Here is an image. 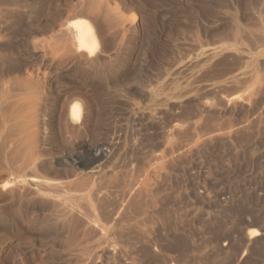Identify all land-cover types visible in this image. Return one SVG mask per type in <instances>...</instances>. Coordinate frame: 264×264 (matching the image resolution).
Returning <instances> with one entry per match:
<instances>
[{"label": "rangeland", "instance_id": "rangeland-1", "mask_svg": "<svg viewBox=\"0 0 264 264\" xmlns=\"http://www.w3.org/2000/svg\"><path fill=\"white\" fill-rule=\"evenodd\" d=\"M0 24L45 82L37 173L67 186L0 213V264H264V0H0Z\"/></svg>", "mask_w": 264, "mask_h": 264}, {"label": "bare ground", "instance_id": "bare-ground-1", "mask_svg": "<svg viewBox=\"0 0 264 264\" xmlns=\"http://www.w3.org/2000/svg\"><path fill=\"white\" fill-rule=\"evenodd\" d=\"M5 11V10H4ZM4 24V23H3ZM82 24V23H81ZM1 25V24H0ZM10 25V24H8ZM75 38L79 44L80 48L90 50L92 53L95 50V42L92 37L91 30L84 27L83 25H75ZM102 30V29H101ZM262 30V29H261ZM7 31V30H6ZM15 32V31H14ZM61 32V31H60ZM64 32V31H63ZM6 36V35H5ZM63 37V36H62ZM247 38V37H246ZM256 39V38H255ZM258 39V38H257ZM247 40V39H246ZM261 40V39H260ZM259 41V40H258ZM263 42V41H262ZM5 48V47H4ZM223 50V49H222ZM7 51H9L7 49ZM4 50L0 48V186L4 193L0 195V213L10 214L13 212L22 201L27 199L31 200L32 207H40L47 199L57 200L62 193L65 192L67 186L65 182H50L40 176L37 172L40 169L38 167V162L41 157L34 155V152L39 148L44 141L42 136V131L45 128V108H46V96L45 95V82L43 77L35 70H33L32 65L17 61L10 57L9 55L3 54ZM225 55V54H224ZM223 55V56H224ZM221 56V55H220ZM100 57V56H99ZM216 55L212 56L210 59H214ZM222 57V56H221ZM226 57V55L224 56ZM97 59V57H96ZM204 59V58H203ZM100 60V59H99ZM200 60V59H199ZM216 60V59H215ZM228 60V59H226ZM197 61V60H196ZM195 61V62H196ZM225 61V60H224ZM29 62V61H28ZM206 62V61H205ZM229 62V61H228ZM204 63V62H203ZM224 63V62H223ZM221 61L219 62L220 64ZM186 64V63H185ZM208 64V63H207ZM217 64V63H216ZM228 64V63H227ZM230 64V63H229ZM201 65V64H200ZM226 65V63H225ZM190 66V64H189ZM188 66V67H189ZM194 66V65H191ZM202 66V65H201ZM230 66V65H229ZM182 67V65H181ZM187 67V68H188ZM185 68V67H184ZM209 68V67H208ZM211 68V67H210ZM209 68V69H210ZM216 69V68H215ZM220 69V68H219ZM224 69V68H223ZM226 69V68H225ZM37 70V69H36ZM212 71V70H211ZM42 72V71H41ZM176 72V69H175ZM181 72V70H180ZM213 72V71H212ZM44 74V73H43ZM181 74V73H180ZM45 75V74H44ZM214 75V74H213ZM200 77V76H199ZM198 78V77H196ZM201 79V78H200ZM61 80V79H59ZM58 81V80H56ZM234 81V80H233ZM231 81V82H233ZM242 81V80H241ZM60 82V81H59ZM61 83V82H60ZM230 83V82H229ZM192 84V83H191ZM55 86V85H54ZM53 86V87H54ZM58 85L56 86V88ZM204 87V86H203ZM236 87V85H235ZM239 87V85H238ZM47 90V89H46ZM62 90V89H61ZM56 91V90H55ZM59 91V90H58ZM172 91V90H171ZM66 93V92H65ZM49 98V97H48ZM50 99V98H49ZM238 100V99H237ZM249 100V99H248ZM224 102V101H223ZM59 103V102H58ZM53 104V103H52ZM63 104V103H62ZM58 105V104H57ZM56 109V108H55ZM61 110V107H60ZM63 111V110H62ZM55 112V111H54ZM61 111H59L60 114ZM97 113V112H96ZM48 114V113H47ZM67 114V113H66ZM61 115V114H60ZM53 116V115H52ZM66 119V118H65ZM70 123V122H69ZM66 124V123H65ZM96 125V124H95ZM59 126V125H58ZM83 126V125H82ZM66 127V126H65ZM93 127V126H92ZM199 131V130H198ZM205 131V130H204ZM45 133V132H44ZM179 133V132H178ZM186 135V134H185ZM192 135V134H191ZM60 136V135H58ZM178 136V135H177ZM181 136V135H180ZM192 138V137H191ZM46 139V138H45ZM51 139V138H50ZM179 139V138H178ZM182 140V137H180ZM186 140V139H185ZM136 143V142H135ZM186 143V142H185ZM189 143V142H187ZM137 144V143H136ZM174 144V143H173ZM185 145V144H184ZM178 146V145H177ZM176 147V146H175ZM180 148V147H179ZM177 149V148H176ZM174 151V150H173ZM176 151V150H175ZM175 154V153H174ZM184 154V152L182 153ZM183 157V156H182ZM179 158V157H178ZM75 163V162H74ZM72 164V163H71ZM133 164V163H132ZM70 165V164H69ZM73 165V164H72ZM77 165H79L77 163ZM64 167V166H63ZM39 168V169H37ZM84 168V167H83ZM85 169V168H84ZM93 170V168H92ZM80 171V170H78ZM87 171V170H86ZM90 171V170H89ZM40 172V171H39ZM88 172V171H87ZM92 172V171H91ZM142 172V171H141ZM140 172V173H141ZM41 173V172H40ZM83 173V172H82ZM133 174V173H132ZM131 174V175H132ZM43 175V174H42ZM58 175V174H57ZM139 175V174H138ZM46 176V175H45ZM63 176V175H62ZM86 176V175H85ZM92 176V174H91ZM98 176V174H97ZM48 178V177H47ZM136 178V177H135ZM84 179V178H83ZM98 179V178H97ZM117 179V178H116ZM122 179V178H121ZM64 180V179H62ZM79 180V179H77ZM96 180V179H95ZM94 180V181H95ZM109 180V179H108ZM141 180V179H140ZM57 181V180H56ZM103 181V180H101ZM107 181V180H106ZM111 181V180H109ZM117 181V180H116ZM120 181V180H119ZM117 181V182H119ZM137 181V180H135ZM68 182V181H67ZM90 182V181H89ZM99 182V181H98ZM126 182V181H124ZM70 183V182H68ZM73 183V182H72ZM82 183V182H81ZM80 183V184H81ZM97 183V182H96ZM104 183V182H103ZM106 183V182H105ZM109 183V182H107ZM115 183V182H114ZM122 185V182H120ZM78 184V182H77ZM125 184V183H124ZM127 184V183H126ZM136 184V183H134ZM74 185V184H73ZM97 185V184H96ZM100 185V184H99ZM108 185V184H107ZM131 185V183H130ZM70 186V185H69ZM118 186H120L118 184ZM123 186V185H122ZM127 186V185H126ZM125 186V187H126ZM136 186V185H134ZM139 186V185H138ZM72 187V186H71ZM70 187V189H72ZM75 187V186H74ZM79 187V186H78ZM81 187V186H80ZM89 187V186H88ZM99 187V186H98ZM106 187V186H105ZM111 187V186H110ZM130 187V186H129ZM114 188V187H113ZM112 188V189H113ZM116 188L117 185H116ZM120 188V187H119ZM132 187V191L133 192ZM87 189V188H86ZM104 189V188H103ZM106 189H108L106 187ZM109 189V190H112ZM76 190V189H75ZM84 190V187H83ZM172 190V189H171ZM69 191V189L67 190ZM66 191V192H67ZM80 191V190H79ZM82 191V190H81ZM100 191V190H99ZM108 191V190H107ZM120 191V190H119ZM109 192V191H108ZM113 192H117V189ZM123 192V188H122ZM122 192H118L121 193ZM135 192V191H134ZM93 193V192H92ZM97 193V190L96 192ZM111 193V192H110ZM67 194V193H66ZM65 194V195H66ZM87 194V192H86ZM98 194V193H97ZM111 194V195H112ZM126 193H124L125 195ZM136 194V193H134ZM165 194V193H164ZM117 197L121 198L124 195L115 194ZM128 195V194H127ZM143 195V194H142ZM74 196V195H73ZM78 197V195L75 194ZM82 196V195H79ZM94 196V194H93ZM106 196V195H105ZM119 196V197H118ZM135 196V195H134ZM66 197V196H65ZM86 197V196H84ZM99 197V196H98ZM147 197V196H146ZM64 201V197H62ZM68 198V197H67ZM71 198V197H70ZM73 199V198H72ZM81 199V198H80ZM79 199V200H80ZM102 198H100L101 200ZM128 199H130L128 197ZM138 199V198H136ZM105 200V198H104ZM110 200V199H109ZM113 200V199H112ZM111 200V201H112ZM48 201V200H47ZM51 201V200H50ZM60 201V200H59ZM72 204L73 208L75 202L71 203V200L67 199V202ZM106 201V200H105ZM104 201V202H105ZM108 201V200H107ZM114 201V200H113ZM117 201V200H116ZM125 199L123 200L124 203ZM53 202V201H52ZM77 202V201H76ZM98 202V201H97ZM110 202V201H109ZM119 202V200H118ZM128 202V200H127ZM125 202V203H127ZM59 203V202H58ZM57 203V204H58ZM80 202L78 201V204ZM107 203V202H105ZM113 203V202H111ZM117 204V202H115ZM114 203V204H115ZM124 203V204H125ZM149 203V202H148ZM51 204V203H50ZM60 204V203H59ZM67 204V203H66ZM69 204V205H70ZM76 204V203H75ZM113 204V205H114ZM115 204V205H116ZM61 205V204H60ZM69 205H67L69 207ZM112 205V206H113ZM122 205V204H120ZM119 205V206H120ZM56 206V205H55ZM84 207V205H82ZM97 206V204H96ZM99 206V205H98ZM102 206V205H101ZM100 206V207H101ZM117 205V207H119ZM20 207V206H19ZM51 207V206H50ZM57 207V206H56ZM103 207V206H102ZM101 207V208H102ZM110 207V206H109ZM108 207V208H109ZM126 206L119 207V212L123 210ZM172 207V206H171ZM47 208V207H46ZM66 208V207H65ZM81 208V207H80ZM89 208V207H88ZM92 208V206H91ZM70 209V208H68ZM107 209V207H106ZM115 209V208H114ZM113 209V210H114ZM124 209V210H125ZM129 209V208H128ZM38 210V209H37ZM82 210V208H81ZM101 210V209H100ZM110 210H112L110 208ZM123 210V211H124ZM133 210V209H132ZM27 211V210H26ZM36 211V210H34ZM64 211V209H63ZM75 211V210H74ZM84 211V210H82ZM103 211V210H102ZM118 211V210H117ZM127 211V209H126ZM129 211V210H128ZM29 212V211H28ZM81 212L80 210L75 211L76 214ZM99 212V211H98ZM106 212V211H104ZM110 212H116L110 211ZM30 213V212H29ZM74 213V214H75ZM82 213V212H81ZM79 213V214H81ZM102 213V212H101ZM136 213V212H135ZM65 214V213H64ZM85 214V211L84 213ZM88 214V213H87ZM85 214V215H87ZM116 214V213H115ZM124 214H129V212ZM122 211L121 215L125 216ZM70 215V214H69ZM68 215V216H69ZM105 215V213L103 214ZM121 215H119L120 220ZM41 216V215H40ZM67 216V217H68ZM78 216V215H77ZM112 216V215H111ZM127 216V215H126ZM134 215H132L133 217ZM72 217V216H71ZM80 217V216H78ZM83 218V216H81ZM87 217V216H86ZM97 217V216H96ZM104 217V216H103ZM113 217V216H112ZM118 217V218H119ZM129 216H127L126 220ZM130 217V218H132ZM70 218V217H68ZM129 218V219H130ZM134 218V217H133ZM136 218V217H135ZM1 219V218H0ZM85 219V218H83ZM111 219V218H110ZM117 219V218H116ZM123 219H125L123 217ZM21 220V219H20ZM68 220V219H67ZM91 220V219H89ZM103 220V219H102ZM112 220V219H111ZM8 221V220H7ZM93 221V220H92ZM91 221V222H92ZM9 222V221H8ZM90 222V221H89ZM111 222V221H109ZM5 223V222H4ZM94 223V222H93ZM93 223L91 225H93ZM117 224V222H115ZM11 224V223H10ZM20 224V223H19ZM64 224V223H63ZM8 225V223H7ZM110 225V224H109ZM122 225V224H121ZM62 226V225H61ZM66 226V225H65ZM102 226V225H101ZM123 228V227H122ZM255 231V230H254ZM7 232L10 236H16L13 230L0 229V234ZM110 232V231H109ZM115 233V232H114ZM18 235V234H17ZM110 237V236H109ZM134 237V236H133ZM258 237V235H257ZM112 239V237H111ZM254 239V238H253ZM111 241V240H109ZM115 242V240H114ZM112 243V242H111ZM99 245V244H98ZM107 245V244H106ZM118 246V245H117ZM113 247V246H111ZM108 248V247H106ZM100 253V252H99ZM125 253V252H124ZM110 255V254H109ZM151 257V256H150ZM125 258V257H124ZM158 258V257H157ZM156 258V259H157ZM152 260V259H150ZM171 260V258H170ZM110 261V260H109ZM149 261V260H148ZM157 261V260H155ZM129 262V261H128ZM153 262V261H150ZM149 262V263H150ZM169 261L165 262L168 264ZM156 263V262H154ZM162 263V262H161ZM171 263V262H170ZM188 263V262H187ZM121 264V263H120ZM158 264V263H157ZM160 264V262H159ZM164 264V263H163ZM171 264H174L173 262Z\"/></svg>", "mask_w": 264, "mask_h": 264}]
</instances>
